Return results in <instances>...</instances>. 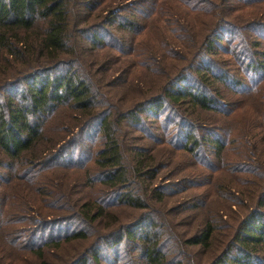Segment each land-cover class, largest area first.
<instances>
[{
  "label": "trees",
  "instance_id": "1",
  "mask_svg": "<svg viewBox=\"0 0 264 264\" xmlns=\"http://www.w3.org/2000/svg\"><path fill=\"white\" fill-rule=\"evenodd\" d=\"M98 1L0 0V264H55L47 255L84 240L85 248L60 256L58 264H98L94 241L108 248L124 240L130 247L126 264H181L166 256L155 227L159 213L153 204L164 200L154 182L155 149L136 146L125 159L117 135L120 124L135 127L142 115L156 118L165 105L171 112L163 120L175 129L163 141L208 166L201 156L207 150L221 160L208 166L212 171L237 173L236 182L227 180L217 196L243 211L203 264H264V120L236 128L234 137L220 124L240 108L234 96L254 97L249 93L264 76V0H148L147 14L140 10L144 0H122L101 12ZM219 19L228 25L225 31L234 29L236 40L226 50L218 45ZM151 34L154 42L173 43L186 71L177 65L169 67L171 73L160 70L157 90L123 110H99L75 38L97 50L108 47L132 59L129 67L152 72L147 57L133 59L142 53L140 37L146 42ZM219 50L237 73L211 60ZM61 106L76 114L77 128L68 132L73 138L81 124L95 125L99 133L89 166L61 161V134L45 133ZM118 206L138 215L119 223ZM213 234L205 218L183 242L209 251Z\"/></svg>",
  "mask_w": 264,
  "mask_h": 264
},
{
  "label": "rangeland",
  "instance_id": "2",
  "mask_svg": "<svg viewBox=\"0 0 264 264\" xmlns=\"http://www.w3.org/2000/svg\"><path fill=\"white\" fill-rule=\"evenodd\" d=\"M121 1L99 0L100 10L98 11L101 12ZM156 1L161 2V0ZM148 3V0H144V5L140 9L144 11V14L148 13L150 7ZM222 20L224 19L222 18ZM222 20L219 19L216 32L221 37L218 43L220 49L226 50L231 43L234 44L232 40L236 39H233L232 35L234 29L230 27L231 31H225L228 25H222ZM88 21H91V19ZM92 21L95 22L96 20L92 19ZM234 34L245 36V33L242 34V32ZM140 39L141 42L137 38L142 53L133 59L139 60L142 57H147L146 60L151 63L150 70L152 72L140 70L137 67H129L132 59H129L128 56H122L108 47L97 50L90 47L83 40L77 41L75 38L73 45H77L75 50L80 58L81 72H85V76L95 85L94 90L99 110L107 109L113 113L123 110L135 100L144 98L150 92L157 90L163 82L159 73L160 70L166 69L171 73L172 70L169 67L177 65V69L186 71L184 61L176 58L177 54L173 43L167 41L165 45H162L159 42H154L152 34L146 39V42L151 45L145 41L143 42L142 36ZM259 43L264 49V41L261 40ZM210 58L218 62L223 71L227 70L228 72L229 69L235 71L234 67L230 66L228 57L223 51H217ZM235 72L237 73V71ZM256 83L255 92L252 89L249 93L254 97L244 99L242 95H235L234 98L239 100L237 107L240 106V108L236 109L229 118L220 122L224 128L227 127L230 130V137H234L236 128L253 124L258 120H264V76ZM256 95H259L260 98H255ZM177 109L179 111L176 113L186 115L183 108L181 110ZM170 112V107L165 105L157 112L156 118L142 115L140 124L135 127L127 125V122L120 124L117 135L125 159L133 147H151L155 149V162L158 164V169L154 182L161 186V191L164 194V200L161 203L153 204L154 209L159 213L156 217L155 227L160 232L158 234L160 237L159 243L166 256L180 260L181 264H203L223 245L225 236H228L226 227L233 226L235 219L243 211L236 203L229 205L227 204L228 201L226 202L217 196V190L227 180H232L233 184L236 182L233 181V178L237 176V173L212 171L208 166L217 165L221 160L218 161L207 150H201V156L206 157L203 160L208 166L198 162L189 154L174 149L168 142L163 141L165 138H171L175 129L170 121L167 123L163 120V117ZM75 116L76 114L66 107L57 108L47 120V131L45 133L54 138H56V134H61V137L56 140H63L62 143L65 142L66 144L62 148L63 154L60 160L70 159L78 168L82 165L89 166L90 158L99 147L100 138L95 125L89 124H81L82 128L75 138L70 133L68 134L70 130L77 128L73 125ZM183 130L185 129L183 128ZM227 156L232 158L231 153L226 152ZM3 172L1 171V173ZM77 173L80 176L82 170L78 169ZM240 178H242L241 175ZM114 211L119 223L132 221L139 212L126 206L115 207ZM50 215L57 216L56 213ZM205 218L212 222L214 226V234L211 239L213 249L209 251L195 245L188 246L183 242ZM97 235L99 234H95V237ZM90 238L89 240H92V237ZM87 243L88 241L84 240L67 244L47 256L52 262L58 264L60 256L70 254L73 250H81L87 246ZM94 245L100 248L98 264H126V257H123V255L130 254L128 251L130 247L125 240L108 248L99 241H94ZM136 263L139 262L136 261ZM87 264H94V262L92 259H88Z\"/></svg>",
  "mask_w": 264,
  "mask_h": 264
}]
</instances>
